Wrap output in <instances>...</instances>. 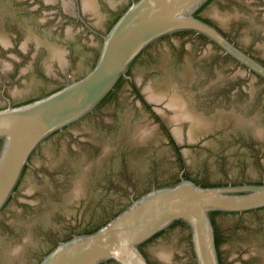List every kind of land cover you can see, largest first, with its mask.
I'll return each instance as SVG.
<instances>
[{"label": "flooded vegetation", "instance_id": "1", "mask_svg": "<svg viewBox=\"0 0 264 264\" xmlns=\"http://www.w3.org/2000/svg\"><path fill=\"white\" fill-rule=\"evenodd\" d=\"M95 1L0 0V87L4 89L0 107L9 101L18 105L43 96L81 77L93 66L101 34L134 0H99L104 2L103 9H85L86 2ZM216 6L227 8L228 16L214 13ZM196 15L264 65V0H209ZM95 18L97 23L93 22ZM4 32L11 36L10 41L2 38ZM34 35H38L35 40ZM95 38L99 45L88 43ZM57 47L67 51L68 62L56 55ZM85 49L92 51L91 59L88 67L80 69L79 59ZM51 65L58 70L53 72ZM15 84L34 93L13 98L7 88ZM257 84L259 93L253 90ZM152 93L160 98L152 99ZM172 96L192 119H173L175 109L168 103ZM263 102L264 77L206 36L179 31L153 42L94 113L49 137L31 156L16 195L5 207L18 219L13 221L12 233L21 239L30 221L35 229L51 230L56 236L41 249L24 248L30 264H37L59 241L102 224L128 205L132 197L160 182L181 176L193 179V165L207 168L214 160L233 163L235 154H239L240 163L247 164L241 147L249 146L252 161L264 169ZM191 131L195 132L192 139ZM51 154L58 157L54 160ZM35 155L44 159L42 167L35 163ZM33 171L41 185L26 194L27 199H21L19 196L25 193L19 186ZM120 173L122 179H128L126 183L117 185V189L107 186L106 192L96 190L103 177L116 178ZM258 181L263 182L264 176L221 183ZM103 196L106 215L100 218L103 207L99 198ZM17 215L26 217V221ZM53 219L59 227L50 221ZM212 221L221 264H264V208L214 213ZM177 232L184 230L176 229L164 237ZM21 242L29 243L27 239ZM144 250L151 264H168L149 246ZM189 251L191 254V247ZM14 255L0 239L2 264H19Z\"/></svg>", "mask_w": 264, "mask_h": 264}, {"label": "water", "instance_id": "2", "mask_svg": "<svg viewBox=\"0 0 264 264\" xmlns=\"http://www.w3.org/2000/svg\"><path fill=\"white\" fill-rule=\"evenodd\" d=\"M208 1L134 0L111 28L101 34V43L98 38L88 41L100 43V46L93 66L81 77L31 101L18 105L9 101L8 105L0 107V239L7 251L15 254L19 264H30V259L23 252L26 246L41 249L56 236V232L51 230L35 229L30 221L21 239L12 233L13 221L18 219L5 207L16 195V188L26 167L30 165L31 156L49 137L94 113L117 82L128 76L131 64L153 42L175 32L194 31L209 38L250 71L264 77V65L238 48L216 26L196 15ZM104 6V2L98 0L95 3L86 2L85 9L96 8L99 11ZM214 13L224 18L228 16L227 8L218 6L214 8ZM93 22L97 23V18ZM1 36L9 41L11 39L7 32ZM37 38L38 35H34V40ZM61 49L56 55L68 62L67 51ZM91 54L90 49H85L80 55V69L89 66ZM51 69L55 72L58 67L51 65ZM3 90L0 87V95ZM253 90L259 93V85H254ZM7 91L13 98L34 93L16 84L7 88ZM151 98L160 97L152 93ZM168 103L175 109L174 120L191 118L184 105L175 101L173 96ZM190 134L192 139L195 132L191 131ZM241 148L247 164L240 163L239 154H235L233 163H219L213 159L207 168L193 165L190 172L193 179L181 176L173 184L153 186L136 198L132 197L128 205L97 229L76 233L59 241L37 264H151L141 250V245L161 232L168 231L175 222L183 224L189 237L186 233L177 232L151 244L149 247L159 258L168 264H221L212 214L242 213L264 208V181L221 185H202L199 182L240 181L264 176V169L252 161V148ZM51 156L54 160L58 157L57 154ZM34 161L40 167L44 163L40 155H35ZM48 178L54 184L51 176ZM127 180L122 179V173L116 178L105 176L96 184V190L106 192L107 186L117 189V185ZM40 185L36 172L26 174L19 186L20 192L25 194L19 197L27 199L26 194ZM50 187L54 188L53 185ZM82 193L79 196L82 197ZM99 201L103 209L98 217L102 218L106 215L105 196L100 197ZM72 213L77 214L76 210ZM22 215L17 216L21 221H26ZM85 217H90V214H85ZM50 221L60 226L55 219ZM23 239L29 243H22Z\"/></svg>", "mask_w": 264, "mask_h": 264}, {"label": "trees", "instance_id": "3", "mask_svg": "<svg viewBox=\"0 0 264 264\" xmlns=\"http://www.w3.org/2000/svg\"><path fill=\"white\" fill-rule=\"evenodd\" d=\"M188 177V176H187ZM189 178V177H188ZM179 181V179H176V180H172V181H167V182H160L158 184V186H161V185H167V184H173L175 182ZM257 183H261V181H258ZM221 184H226V183H221V182H215V183H204L202 185H221ZM118 213V212H117ZM115 213V214H117ZM114 214V215H115ZM214 214V213H213ZM108 219L105 220V222L107 221ZM104 223V222H103ZM102 223V224H103ZM102 224H99L97 227H95L94 229L92 230H85L84 232H91L95 229H97L100 225ZM214 224V223H213ZM176 229H183L184 230V233H186V229L184 228L183 224L179 223V222H175L168 231H164V232H161L160 234L156 235L154 238H152L151 240L145 242L144 244L141 245V250L144 252L145 254V248L150 246L152 243H154L155 241L163 238L167 233H171L173 231H175ZM82 233V232H81ZM187 234V233H186ZM187 236L189 237V235L187 234ZM69 238V237H68ZM216 244H217V239H216ZM146 255V254H145Z\"/></svg>", "mask_w": 264, "mask_h": 264}]
</instances>
